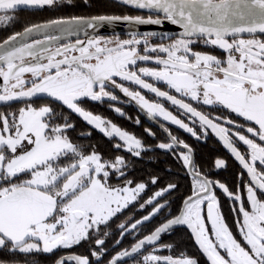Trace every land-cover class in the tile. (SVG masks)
Wrapping results in <instances>:
<instances>
[{
	"label": "snow or ice",
	"instance_id": "6c2138e0",
	"mask_svg": "<svg viewBox=\"0 0 264 264\" xmlns=\"http://www.w3.org/2000/svg\"><path fill=\"white\" fill-rule=\"evenodd\" d=\"M118 2L148 14L58 16L29 23L0 42V105L7 109L0 111V249L11 257L0 264H34L27 257L54 255L57 249L84 244L89 247L87 254L61 256L54 264H101L108 249L99 237L110 235L106 229L113 218L134 202L140 210L151 207L140 219L129 218V223L118 225L123 238L138 234L169 206L158 198L171 195L178 181H169L139 203L146 183L126 179L130 160L121 149L137 158L154 149L83 106L86 101L118 102L116 89L148 117H161L197 140L210 130L238 161L241 172L234 190L211 179L197 166L194 148L161 124L168 142L155 147L170 152L191 176L189 194L176 215L169 213L171 218L165 217L105 264H124L127 259L135 264H199L198 258L185 254H157L171 251L173 245L160 240L174 226L190 230L206 264H264V39L257 38L264 36V0ZM64 3L0 0V26L16 23V13L22 9L56 10ZM165 22L178 26L179 32L139 30ZM117 24L126 26L127 38L115 32L98 34L102 26ZM197 46L212 51L196 50ZM215 50L222 55L213 54ZM111 110L124 116L119 107ZM71 114L109 140L117 139L114 154L106 158L97 145L76 142ZM145 132L155 137L150 129ZM90 135L82 132L77 139ZM214 163L217 169L226 167L223 159ZM113 177L123 183L112 184ZM160 179L153 175L151 183ZM217 189L232 205L235 233L221 213ZM120 243L116 241L117 246Z\"/></svg>",
	"mask_w": 264,
	"mask_h": 264
},
{
	"label": "flooded vegetation",
	"instance_id": "af4514ba",
	"mask_svg": "<svg viewBox=\"0 0 264 264\" xmlns=\"http://www.w3.org/2000/svg\"><path fill=\"white\" fill-rule=\"evenodd\" d=\"M122 7L127 9V12L123 14H129V15H138V14L147 15L148 14V13H143L140 11L132 10L128 7H124V6ZM123 14H119V15H123ZM22 30L23 28L20 31ZM107 35H112V34H106L104 36H107ZM120 35L122 38H127L125 34H120ZM6 37L0 39V42H2ZM79 38L83 39V37H79ZM245 38H249V37H245ZM257 38L264 39V36H258ZM69 39L74 41L76 38H69ZM196 50L212 51L211 49H205L202 46H197ZM213 54H216L218 56L222 55L220 50H215ZM140 66H145V65H140ZM146 66L151 67L152 65L148 64ZM117 80L119 81V78H117ZM149 82H152V81L149 79ZM126 86H129L133 90H139L138 87L135 85H130L126 83ZM157 86L161 87L162 90L166 89V86L163 84H158ZM141 91L146 96V98L150 100L154 99L153 94L148 93L145 90H141ZM114 94L118 96L119 98L118 102H111L107 99H105L103 102L86 101L83 106L87 110L91 111L92 108L91 109L89 108L91 104H93L95 108L91 112H93L94 114L100 115L103 118L110 120L112 123H114L115 120H120V121H123L129 124V126L133 129V131H128V130L126 131L134 134L137 138L141 139L145 143L146 146H150L152 149H154L153 151H148L147 154L143 155L140 158L132 157L130 154L124 153L123 149H121V152L125 154L126 157L130 160L129 167L126 170V179L139 178L140 173L142 176H144L146 179H149L150 181L153 175H157L161 178L159 183H157V190L153 191L152 193H150V195L144 198L142 197L144 191L140 194V196L138 197L139 203H144L149 197L153 196L155 192L159 191L162 187H165L169 181H178V184H179V186L176 188L174 192L171 193V195L165 194L162 200H159L158 198V202L165 203L167 201L169 206L164 208L163 212L156 215V217L152 219L150 222L145 223L138 230V234H130L131 237H135L139 235L141 231H145L143 230L145 228L144 226H147L149 223L153 222L154 220H157L158 224H160L161 222H163V219L165 217L171 218V216L176 215L178 213L179 207L181 206L183 202L184 197L189 194V191L191 188V176L186 175V172L182 170L180 165L176 162L175 157L170 152L166 153L165 150L155 147L158 143L168 142L167 133L164 132L163 128H161V124H163L164 127L168 128V130L173 135L178 136L179 139L184 140L186 143H188L190 146L194 148V159H195L197 166L201 168L202 170L206 171L211 179L218 180L222 183H225L231 190L235 189V186L238 182V176L241 172V166L239 165L238 161H236L235 158L231 155V153L227 149L224 148L222 142H220L218 138L215 137V135L211 133L210 130H209L207 137H201L200 140H197L195 137H192L191 134L185 132L182 129H179L178 126L172 125L170 122L163 121L161 117H157L155 119L148 117L146 112L142 111L135 104L134 101H130L129 98L124 96L123 93H121L118 89L114 90ZM37 103H41V101H37ZM164 103H165V107H167L170 111H172L173 114L178 115L177 109L173 108L167 102H164ZM112 106L121 108V110L124 113V116H120L114 111H112L111 110ZM0 107H4V106L1 105ZM204 110L208 111L209 109H204ZM66 112H67L66 114H68V110H66ZM217 114L218 113L216 112L212 113V115H217ZM75 120H77V122H75ZM137 120H139V124L136 123ZM69 122L78 124L76 126L75 131L71 133L72 136L79 137V134L82 132L83 133L90 132L91 133L90 136H95V139L99 141L98 149L106 158L109 155L114 154L113 145L118 142L117 139L109 140V138L104 137L103 134L100 133L98 130L92 128L91 126L86 125V123L82 121V119L78 118L74 114H71V119ZM185 122H189V121L185 120ZM146 128L150 129L153 133H155V137L147 135L145 132ZM76 142H81V141L77 139ZM101 143H105L106 145H101ZM239 150L241 152L245 151L244 147L242 146L239 147ZM217 158L225 160L226 167L217 169L214 163ZM148 170H152L155 174H152L151 176H146L148 173ZM244 178L248 179L246 173H245ZM136 182H145L146 188H147L146 181L143 180V181H136ZM111 183L114 185L117 183L122 184L123 181H117L116 178L113 177V179L111 180ZM216 194H217L218 201L220 204L221 213L225 217L226 222L232 227V230L235 233L236 230L234 226V216L231 212L232 205L228 201L226 196L222 194L221 190L217 189ZM150 211H151V207H146L145 210H140L139 205H138L136 213H133V211H131L129 213H125L123 216L121 215L120 217L122 218L119 224L129 223V218L140 219L142 216L146 215L147 212H150ZM169 213H171V216H169ZM203 214L206 217L207 215L206 205H204ZM131 222H134V220H132ZM119 224H117L116 226L118 233H119V229H118ZM173 231L177 232L176 234L178 235L183 234L184 235L183 237H185L186 241L192 243V245L198 252V257L196 256H193V257H196L199 259V264L200 263L206 264V259L202 256L201 253H199L198 249L194 245V241L191 238V233L187 229V227L176 226L170 232H173ZM126 235H129V234H126ZM119 240H122L120 236H119ZM160 243H161V240H160ZM115 247H117L116 242L110 246V248L113 250V253L111 255H114L115 252L120 251V249H117ZM57 250L59 251L61 250L65 252L59 257L75 254L65 249H57ZM151 250L152 249L150 248V251ZM131 264H135V262H132Z\"/></svg>",
	"mask_w": 264,
	"mask_h": 264
},
{
	"label": "trees",
	"instance_id": "16d2710c",
	"mask_svg": "<svg viewBox=\"0 0 264 264\" xmlns=\"http://www.w3.org/2000/svg\"><path fill=\"white\" fill-rule=\"evenodd\" d=\"M104 2H110L111 4H114L115 6H118V4H116L113 1L110 0H103ZM96 3V2H95ZM93 2V0H65V3L58 9L56 10H43V11H28V10H20L18 13H26V14H36V15H44L42 20H46L49 18H54V17H58V16H65L67 17L68 15H65L67 10L72 11L73 13L77 14V16H91V15H96L95 13H93L94 11V6L96 7L97 5ZM83 7V10H80V8ZM16 13V14H18ZM39 22V21H37ZM23 20H17L16 23H14L13 25L9 26L7 28V30H12L13 26L15 25L16 30L15 31H20L24 26H23ZM4 27L0 26V33H3ZM14 31V32H15ZM10 32V31H8ZM12 32V31H11ZM13 33V32H12ZM4 38V37H3ZM2 39V38H0ZM13 108H17L19 107L18 104L12 105ZM92 110L95 108V106L93 104H91L90 108ZM7 109H5L4 107H0V111H5ZM91 110V111H92ZM66 112V110H65ZM67 113V112H66ZM74 119V118H73ZM75 122H77V120H75ZM80 123V122H79ZM114 123L119 126L121 129L124 130H128V131H133V129L129 126V124L120 121V120H115ZM75 126H77L78 124L74 123ZM74 138V140H77V136H72ZM76 138V139H75ZM81 143H91V144H95V145H99V141L97 139H95V136H90L86 139L80 140ZM101 145H106L105 143H101ZM108 148V146H107ZM152 174H155L152 170H148V173L146 176H151ZM135 181H146L147 182V188L146 190H144V193L142 195V197H146L148 195H150V193H152L153 191L157 190V184L153 185L151 183V181L149 179H146L144 176L141 175V173L139 174V178H135ZM139 204L137 203H133V205L129 206V208L127 210L123 211L122 216L125 213H129L131 211H133V213H136L137 211V206ZM121 214H118L115 218H113V221L111 223V227L106 229L107 231H109L110 235L108 237H99L102 239L106 240V245L105 247L108 249V255L103 257V259L101 260V264H105V261H107L111 254L113 253V250L110 248V246L112 244H114L117 240H119V233L118 230L116 229L117 224H119L120 220L122 217H120ZM158 225V221L154 220L153 222L149 223L147 226H144L145 228L143 230L145 231H141V233L135 237H131L130 234L129 235H125L122 240L121 243L119 244V246L115 247L117 249H125V248H129L131 246V244H133L136 239L143 237V235L149 233L150 230H152L155 226ZM177 232H169V233H165L162 234L161 237V244H172L173 247L171 249V251L165 249L162 250L160 252H158L159 254H164V255H172L173 257H177L181 254H185L188 255L190 257L196 256L198 257V252L197 250L194 248V246L192 245V243L186 241L185 237H183L184 235H178L176 234ZM71 251L75 254H87V252L89 251V247L88 245L84 244L81 246H75L73 247ZM147 251H150V248L147 249ZM67 252V251H66ZM65 252L63 251H59V250H55V254H33L29 257H27V259L29 261L34 262V264H53L55 259H57L60 255L64 254ZM11 257L9 256V254L3 250L0 249V260H5V259H10ZM21 261H23L25 258L24 257H20ZM94 259V258H93ZM132 262H135L134 260L130 259L124 262V264H131ZM203 264V263H200Z\"/></svg>",
	"mask_w": 264,
	"mask_h": 264
},
{
	"label": "rangeland",
	"instance_id": "374dc122",
	"mask_svg": "<svg viewBox=\"0 0 264 264\" xmlns=\"http://www.w3.org/2000/svg\"><path fill=\"white\" fill-rule=\"evenodd\" d=\"M90 1V0H89ZM93 2L97 5L96 7L94 6V12L95 14H102V13H114V14H123L127 12V9L123 8L122 6H115L114 4H111L110 2H104L103 0H93ZM80 10H83V7L80 8ZM17 15V20H23V26H27L29 23H34L37 21H43L42 19L44 15H36V14H26V13H18ZM68 16L71 15H77L73 13L72 11L67 10L66 14ZM47 19V18H46ZM16 30L15 25L13 26L12 30H7V28H4L3 33H0V38L6 37L9 34H12ZM10 31V32H8ZM12 31V32H11ZM158 255H162L157 253ZM166 256V255H162Z\"/></svg>",
	"mask_w": 264,
	"mask_h": 264
},
{
	"label": "water",
	"instance_id": "95a60500",
	"mask_svg": "<svg viewBox=\"0 0 264 264\" xmlns=\"http://www.w3.org/2000/svg\"><path fill=\"white\" fill-rule=\"evenodd\" d=\"M110 1H113V2H115L116 4H119V5H121V6H124V7H128V6H125V5H122V4H120L119 2H118V0H110ZM128 8H130V9H132V10H136V9H133V8H131V7H128ZM136 11H140V10H136ZM140 12H143V13H147V11L146 10H144V11H140ZM125 25H123V24H117V25H112V26H107V25H105V26H102V28L100 29V30H98V34L99 35H106V34H113V32H115V33H119V34H125ZM140 31H156V32H168V33H170V34H173V35H175V34H177L178 32H179V28H178V26H175V25H171L170 23H167V22H165L164 24H162V25H159V26H157V25H144V26H140V29H139ZM79 37H83L84 38V36H83V34H80V36ZM71 38H76V37H71ZM1 106V105H0ZM75 115V114H74ZM78 117V116H77ZM79 118V117H78ZM81 119V118H80ZM147 223V222H146ZM174 227H176V226H174ZM173 227V228H174ZM186 227V226H185ZM190 231V230H189ZM194 241V240H193ZM149 248H151V247H149ZM66 256H68V255H66ZM206 259V258H205ZM127 260H130V259H127ZM126 260V261H127Z\"/></svg>",
	"mask_w": 264,
	"mask_h": 264
}]
</instances>
